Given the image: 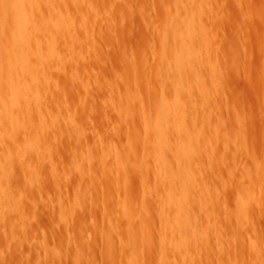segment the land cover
<instances>
[{
    "label": "rangeland",
    "instance_id": "1",
    "mask_svg": "<svg viewBox=\"0 0 264 264\" xmlns=\"http://www.w3.org/2000/svg\"><path fill=\"white\" fill-rule=\"evenodd\" d=\"M85 1L61 4L75 15L72 32L58 33L23 134L13 149L0 144L13 157L26 150L0 192L11 208L0 199V264H264V0H193L183 10L194 8L203 27L197 77L183 96L190 168L178 178L189 190L192 235L173 227L167 192L179 191L155 172L149 128L162 93L173 94L162 39L183 12L180 0Z\"/></svg>",
    "mask_w": 264,
    "mask_h": 264
},
{
    "label": "bare ground",
    "instance_id": "2",
    "mask_svg": "<svg viewBox=\"0 0 264 264\" xmlns=\"http://www.w3.org/2000/svg\"><path fill=\"white\" fill-rule=\"evenodd\" d=\"M80 1H82L83 3H86L85 0H0V51L2 52V57H4L3 61L0 59V144L3 143L4 140H7L8 142L12 143V145H11V147H12V146H14L13 142H16L17 140H19V137L21 136V134H23V131H24L25 127L27 126L26 123L28 124V121L26 122L27 115L25 116V114L27 113V111H31V106L33 105V102L35 103L36 101H39V99H41V97L39 98V94L42 90L41 86H40V84H41L40 75L43 74L42 72L44 70V68H43L44 65H46L48 62H50L51 61L50 59L52 57H55L54 45L56 44V41L58 40V38L61 37L60 34H59L60 37H58V33L59 32H61V33L62 32L63 33L72 32L71 30H72V27L74 26V20L73 19H74L75 15L73 16L72 14L66 13L65 11H63L64 10L63 5H64V3L72 2L74 5L73 7L75 8V6L78 5V3H80ZM191 1L193 2V0H180V4H181L180 7H182L181 11H183L185 9L184 8L185 4H189ZM61 4H62L63 8H62ZM194 4L197 5V3H194ZM198 4H201V3H198ZM43 6L45 8H43V11H41ZM66 6H67V4H66ZM194 7H196V6L194 5ZM87 9H88V7H87ZM188 9L191 11L190 7ZM198 10H200V9H198ZM185 11H183L179 14L177 13L178 16L176 17V19L169 21V25L171 26V30H170L169 35L172 36V38L175 37V39H171L169 37V35H164V37L162 39L163 48L166 51L168 50L169 52H171L170 58L165 57L166 59H163L162 64L166 70H165V74L163 73L164 71L162 73L167 76V79H169L171 91L173 94H172L171 100L168 101L166 98L167 95L163 92L164 90L162 91L163 93L161 95V100H160L161 102L159 104L158 112H157L158 113L157 114V120L155 118V121H154L155 123L157 121V124L154 123L155 126H153L154 125L153 124L152 125L153 128L151 126L149 128L152 130V132H154V134L152 133L153 134L152 137H154V139H153L154 142L152 140V142H153L152 147H154V162H155L156 169H157L155 172L158 171V174H160L161 177L168 179L169 182L171 183L170 185L172 186L171 188H173V190L179 191V193H178L179 196H175L174 194H172L173 193L172 190L167 192V194H169V196H168V201H166V202H168V203H166L167 204L166 206H169V207H172L175 209L174 215L172 216L173 217L172 223L174 225L173 227H174V229H176L175 226H177V228L179 229L178 232L184 231L185 234L189 233L190 235H192V232H191L192 227L184 215V210L188 204L187 202H189L188 201L189 190L187 191V187L183 184H180V182H178V178L180 180L181 175H185V176L188 175L189 174L188 169L190 168V167L188 168L185 164L186 162H188L186 160L188 159V155L192 151V146H191V139H190L191 137L189 138V136H187L189 134V130H190L189 128L188 129L186 128L187 127L186 121H188L187 120L188 119L187 118L188 117L187 116V114H188L187 107L188 106L185 104L187 101L183 102L184 101L183 96L186 97V99L188 98L184 94L187 91L186 93L189 95L188 87L189 88L191 87L189 85L190 80H193L192 79L193 76L197 77V71H198V68L200 66V64H199V53H200V49H201V43H200L201 40L198 38V33H199V30L201 31V29L203 27L200 26V24H201V23H199L200 20L198 21V19H200V18L197 19V16L195 14L197 12L194 11V8H193L192 12H188V11L185 12ZM199 13H202L201 10ZM84 14H86V13H84ZM199 26L201 29L199 28ZM198 28H199V30H198ZM42 32L46 33V38H44V39H46V42H47V44H46L47 47H44L47 49V50L44 49L47 51V53H45V51L42 49L44 51L43 52L44 54H42L39 51V49H40V47H39L40 46L39 45V42H40L39 36ZM201 34H202V32H201ZM168 37L171 39V41H168V39H169ZM62 39H64V37ZM172 40H173V42H175L174 40H176L175 44L170 43V42H172ZM56 46H57V44H56ZM36 48H39V49H36ZM167 54H168V52H167ZM54 59H52V60H54ZM50 64H47V65H50ZM160 67H161V65H160ZM196 77L194 78V80H196ZM44 88H45V86H44ZM195 90H197V89L195 88ZM199 91H202V90H199ZM43 92H44V89H43ZM46 92L47 91H45L44 93H46ZM207 95H208V93H207ZM191 96H193V94ZM208 97H207V99L209 100ZM42 99L44 100L43 96H42ZM49 99H50V96H49ZM51 101H53V100H51ZM54 101H55V99H54ZM42 102H44V101H42ZM40 103L41 102H39V109L41 106ZM192 103H193V101H192ZM187 104H190V102H187ZM20 106L25 111L24 115L20 114V111H18V107H20ZM37 108H38V106H37ZM36 112H37V110H36ZM32 115H33V113H32ZM43 115H44V113H43ZM46 115H47V113H46ZM42 116H39L40 117V119H39L40 125L42 123H44V121L46 122V120H45L46 118H44L45 116L43 117V119H42ZM28 117L30 119L32 116L30 117L28 115ZM35 117H36V115H35ZM36 118L33 117V119H36ZM190 121H191V119H190ZM48 124H49V121H48ZM42 126H44V125H42ZM188 126H189V124H188ZM36 127H37V125H36ZM201 127H199V128H201ZM43 128H45V127H43ZM34 129L36 130V128H34ZM46 129H48V128H46ZM191 130H192V128H191ZM208 131H209V129H208ZM170 132L173 134L175 133V136L178 139L177 141L175 139L176 142H174V141L172 142L170 140V138H169ZM209 133H210V131H209ZM200 134H202V133H200ZM24 135H25V133H24ZM27 136L29 137L28 134H27ZM184 136H187V137H184ZM191 136L193 137V134ZM176 137H174V138H176ZM26 141H27V139H26ZM26 141H25V143H26ZM193 141H194V139H193ZM144 142H145V140H144ZM130 144H131V142H130ZM193 144L194 143L192 142V145ZM201 144H203V143H201ZM21 145H22V143H21ZM5 146H6V143H5ZM5 146H3V147H5ZM35 146H36V141L34 143H29L28 144L29 150L27 149L31 153V154H29V156L31 155L34 158H36V154L38 153L35 150V148H36ZM19 147H16V148L18 149ZM195 148L197 149V147H195ZM195 148L193 146V149H195ZM12 149H13V147H12ZM6 150H8V147ZM6 150L2 151L0 148V192L2 191V187L4 188V182L6 181V179L9 180L7 178V175H8V172L10 171L9 169L11 167H13L12 165L15 164V163L13 164L14 158L17 160H22V158L24 157V154H25V158H26V150H25V152L24 151H17L14 157L12 156L13 153L6 152ZM22 150H24V148ZM149 152H150V150H149ZM166 152L168 153V156H169V153L171 154L170 155L172 157L171 159L175 158L174 160L175 161L177 160L176 162L173 160V165L175 164V165H179V166H177L175 168V166L173 167L171 165V167L168 168V165L166 163ZM196 154H198V153H196V151H195V156H196ZM129 158H130V156H129ZM129 158H128V160H130ZM169 159H170V157H169ZM15 162H16V160H15ZM168 162H170V161L168 160ZM37 163L38 162H36V165H37ZM181 163H182V165H181ZM187 164L189 165L190 162ZM20 165H22V164H20ZM37 166H39V165H37ZM190 166H192V165H190ZM26 167H27V165H26ZM127 168H128V165H127ZM191 171H192V168H191ZM116 173H118V172L116 171ZM9 174H11V173H9ZM188 179H191V178H188ZM123 180H124V178H123ZM8 182H11V181H8ZM140 187H141V184H140ZM11 188H13V187L11 186ZM195 188L197 190V186ZM142 189H143V186H142ZM142 193H143V191H142ZM14 195H15V193H14ZM10 197H11V195H10ZM0 199H1V206H2L3 210L9 209L8 207H10V206H9V204H7V202L10 199H8L6 196H3V194H1ZM129 202H131V201H129ZM240 202H242V201L240 200ZM246 204H247V202H246ZM7 205H8V207H7ZM192 206H194V205H192ZM235 206H237V205L235 204ZM238 206H239V204H238ZM245 206H243V207H245ZM247 207H249V206H247ZM9 210H11V208ZM7 212H9V211L7 210ZM130 212H131V210H130ZM10 213H11V211H10ZM20 213H21V211H20ZM170 215H171V210H170ZM187 221H188L189 225H188ZM168 224H169V222H168ZM198 227L199 226H197L196 228H198ZM174 232H175V230H174ZM184 232H183V234H184ZM198 232L199 231H197V233ZM170 236H172V235H170ZM182 238H183V240L180 241L181 244L186 243L187 238L185 236H182ZM15 240H16V238H15ZM188 241H189V243H191L190 240H188ZM16 242H18V239ZM14 244H15V242H14ZM188 247H189V244H188ZM161 256L163 257L162 254H161ZM185 256H186V254H185Z\"/></svg>",
    "mask_w": 264,
    "mask_h": 264
}]
</instances>
